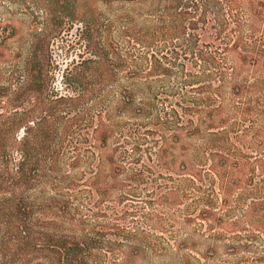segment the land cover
Listing matches in <instances>:
<instances>
[{
  "label": "trees",
  "instance_id": "16d2710c",
  "mask_svg": "<svg viewBox=\"0 0 264 264\" xmlns=\"http://www.w3.org/2000/svg\"><path fill=\"white\" fill-rule=\"evenodd\" d=\"M85 1L88 4V0ZM94 5L92 11L90 8H83L79 17L81 24L75 29L77 42L97 41L101 52L106 47L109 48L113 61L102 58L103 55L97 58L92 56V60H77L70 64L71 71H74L71 79L77 85L91 81L97 82L100 87L104 82L112 80L114 72L129 67L127 69L133 72L129 73L128 79L142 74L145 78L164 76L173 78L175 86L161 88V91L155 93L151 90L134 93L125 89L115 96L112 108L107 106L104 111L96 113L87 112L84 107L87 102H94L97 108L108 98L102 92L107 88H98L93 96L91 88L79 86L78 90L65 96L48 99L45 104L47 110H40L43 117L39 122L32 123L33 128L26 132L22 140L19 164H15L13 156L19 151V147L16 149L15 146V143L18 144L15 134L21 121L15 120V112L12 114L4 109L0 114V245L5 259L3 264H106V261L118 264L120 261L132 260L146 246L156 247L157 243L153 244L140 233L119 231L112 234L111 230L108 233L102 232L104 226L96 224L91 227L88 221L80 224L84 226L83 229L86 227V231L83 230L85 233L80 234L75 229L59 232L56 229L60 226L54 221L41 224V227L46 229L50 226L56 232L33 231L37 220L29 190L41 184L42 159L44 158L45 165H52L58 157L57 153L52 152L50 156L46 153L62 114L69 117L65 118L61 130L67 132L74 125L72 130L79 138L89 135L86 123H96L90 134L95 143L99 141L103 144L92 146L97 153L98 149L102 150L112 133V128L105 121L122 120L124 117L146 120L155 127L154 131L143 133L146 137L157 135L160 132L158 126L174 122L179 134L185 138L197 137V140L205 142L202 147L209 150L206 154L211 159L209 170L214 175L217 173V178L225 182V185H233L237 181L235 178V181L231 180L233 176L230 172L238 170L241 161L226 157L214 163L213 159L226 149V145L220 143H226L235 154L240 152L237 146L229 143L230 140L237 142L242 149H250L257 154L255 164L264 176V0H95ZM53 12L56 21L50 27L51 35L66 29L63 27L66 25L65 20L71 22L77 17L72 7ZM33 59L35 60V56ZM34 78L37 83H31L33 88L27 91L39 95L42 93L40 73ZM162 96L166 98L162 99ZM164 103L168 105L164 106ZM123 132L125 142L115 151L122 150L124 156H127V162L121 170L124 162H114L111 156L108 161L111 175L108 178L112 179L115 187L117 176L131 173L132 176H127V181L135 187L120 186L129 189L120 194V204L125 201L134 203L131 198H140L133 194H136L138 185H144L149 179L146 175H150L151 170L147 162H152V156L155 159L158 157L154 145L150 144L148 147L149 141L141 139L137 130L127 128ZM158 137L162 141V136ZM175 139L179 138L176 136ZM140 140L146 142L145 150H141L143 144H139ZM163 144L161 142L158 147V151L161 149L159 157L163 154ZM228 152L227 155H234L229 149ZM138 153V159H133L132 155ZM90 154L92 159L99 156L94 152ZM142 155H145L147 162L142 160ZM230 159L235 163L227 164ZM79 161L76 156L69 168L75 169ZM196 161L187 159L178 166L179 177L186 179L188 184H193L195 179L194 174L188 172H192ZM98 166L99 164L95 166L96 170ZM48 171L53 172L50 168ZM98 174L99 170L85 185V188H89L87 195L97 196V200L101 195ZM72 183L74 180H71V186L74 185ZM180 193L177 189V197H173V194L170 197V194L160 192L151 202L141 200L140 204L159 207L178 202L179 205V200L181 202L184 197H179ZM90 197L86 200L84 218L110 220V216L116 217L111 211L106 213L98 209L97 201L93 197L92 203ZM112 201L117 204L115 198ZM58 204V200L50 198L49 203L39 207L38 212L45 216L47 210L55 208L56 212L63 213L65 206L58 208ZM260 205L262 211L264 203ZM124 209L119 214V220L123 222L125 217L130 216L129 208ZM145 209L140 207L139 210L142 221L146 220ZM61 217L53 219L59 220ZM74 226L78 227L77 224ZM94 227L101 232L95 231ZM110 236L121 238L120 243L108 238ZM123 241L131 245L127 251L120 250ZM232 250L235 251L234 248ZM6 252L13 254L11 261H7L10 255ZM110 255L116 257L111 262L107 258Z\"/></svg>",
  "mask_w": 264,
  "mask_h": 264
},
{
  "label": "rangeland",
  "instance_id": "374dc122",
  "mask_svg": "<svg viewBox=\"0 0 264 264\" xmlns=\"http://www.w3.org/2000/svg\"><path fill=\"white\" fill-rule=\"evenodd\" d=\"M94 1L88 0V4H85L84 2H87L85 0L75 3L70 0H0V114L6 109L9 113L14 114L15 112L17 115L15 120L21 121L15 134L18 142L17 145L15 143L16 149L19 147V151L13 154L15 164L21 162V144L26 132L33 128L32 123L39 122L43 117L40 110H47L48 107L45 104L48 99L65 96L71 91L78 90L79 86L91 88V92L94 91L93 96L98 88H107L102 92L108 98L103 100L97 108L94 102H87L84 107L87 112L96 113L99 110L104 111L107 106L112 108L115 104V96L123 93L125 89L134 93L148 90L155 93L161 91V88L168 89L175 86L173 78L164 76L155 77L153 75L145 78L142 74L134 79H128L129 73L133 72L127 69L129 67L114 72L112 80L104 82L100 87L97 82L91 81L77 85V82L71 79L74 71H71L72 65L70 64L77 60H92V56L97 58L103 55L102 58L113 61L109 48L106 47V50L101 52V46L97 44V41L77 42L75 29L81 24L79 17L83 13V8H90L91 11L94 9ZM71 7L77 15L76 19L71 22L65 20L66 25L63 27L66 29L61 28L63 31L51 35L50 27L56 21L53 11H63ZM128 64L131 62L128 61ZM38 73H40L42 83V93L39 95L27 91L33 88L31 83L33 84L34 77ZM163 98L166 97L162 96ZM168 101L171 100L168 99ZM59 117L61 121L58 122L57 131L46 153L50 156L54 152L58 154V157L52 165H45L44 158L42 159L40 163V175L43 177L41 184L29 190V197L33 201L34 217L37 220L34 232H56L52 231L50 226L46 225V229L41 227V224L54 221L60 226L56 229L59 232L75 229L79 234L85 233L83 230L86 231V227L83 229L84 226L80 224L83 222L86 224L88 221L91 227L96 224L104 226L101 229L102 232L108 233L111 230L112 234L119 231L140 233L142 237H148L153 244L157 243L153 248L146 246V249L144 248L132 260L118 261V264H264V209L261 211L260 205L264 203V176L255 164L256 153L250 149H242L237 142L230 140L229 143L237 146L240 151L235 154L236 152H233L226 143H220L226 145V149L218 157L212 158L214 163L226 157L241 161L238 170L230 172L233 176L231 180L235 178L237 181L233 182V185H225V182L217 178V173L214 175L209 170L211 159L206 155L209 150H204L202 147L205 142L197 140V137L185 138L179 134L177 124L174 122L158 126L160 132L157 135L146 137L143 133L148 134V131L155 130V127L146 120L124 117L122 120L105 121L106 125L112 128V133L106 140L105 146L102 150L98 149L97 153L92 146L103 144L99 141L95 143L91 138L90 133L95 122L86 123L90 130L89 135L79 138L72 130L74 125L67 132L61 130L65 118L69 116L62 114ZM80 125L82 127V124ZM127 128L137 130L141 139L149 141L148 147L150 144L154 145L159 161L152 156V162H147L145 155H142V160L150 164V175H146L149 178L148 182L145 181L144 185L137 186L136 194L133 195L140 196V198H131L134 203L125 201L120 204L118 202L120 194L129 190L120 186H134L127 181V176L132 175L122 173L117 176L115 178L116 188L113 187L112 179L108 178V175H111L108 161L113 156L114 162L118 160L124 162L121 170L124 168L127 156H124L122 150L116 152L115 149L123 146L125 142L123 130ZM158 136H162V141ZM176 136L178 140L175 139ZM139 142L143 144L141 150L147 147H145L146 142L141 140ZM157 142L158 144H153ZM161 142L164 143V148L162 149L163 154L159 157L161 149L158 151V147ZM228 149L234 155H227L229 154ZM90 152L98 154V158L92 159ZM137 155L140 154L132 155L133 159H138ZM76 156L80 160L76 168H69ZM123 156L124 159H121ZM187 159L191 162L197 160L192 172H188L195 176L193 184H188L186 179L179 177L178 166L181 161ZM232 159L227 164L235 163ZM97 164H99L97 170L100 173L98 174V189L101 195L98 200L97 196L93 197L97 201L98 209L106 213L111 211V214L116 215V217L110 216V220L83 217L86 214V200L90 197L87 195L89 188H85V185L91 181V176L97 171L95 168ZM48 168L53 172H49ZM71 180H74L72 186L70 185ZM177 189L181 192L179 197L184 196L181 202L179 200V205L178 202L175 205L164 204L159 207L140 204L141 200L151 202L150 200L155 199L160 192L170 194V197L171 194L177 197L175 194ZM93 197H90L92 203ZM50 198L58 200V208L64 205L65 211L59 213L55 208H51L44 210L46 214L41 216L38 209L43 204L49 203ZM114 198L118 205L113 203ZM124 207L129 208V215L132 217H125L123 222L119 220V214ZM140 207L146 208L147 216L145 215L146 220L144 221L140 219ZM59 216L62 217L55 220ZM75 224L78 227H75ZM94 228L96 231L97 228ZM108 238L114 239L117 244L121 241L118 237ZM145 242L148 245L147 239ZM130 246L129 242L123 241L120 250L126 249L127 251ZM1 253L0 245V264H3L5 259ZM6 254L10 255L7 261H11L13 254L7 252ZM107 258L111 262L116 257L110 255ZM106 264L110 263L106 261Z\"/></svg>",
  "mask_w": 264,
  "mask_h": 264
}]
</instances>
